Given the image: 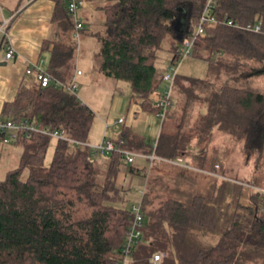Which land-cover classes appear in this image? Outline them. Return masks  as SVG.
I'll use <instances>...</instances> for the list:
<instances>
[{"label": "trees", "instance_id": "16d2710c", "mask_svg": "<svg viewBox=\"0 0 264 264\" xmlns=\"http://www.w3.org/2000/svg\"><path fill=\"white\" fill-rule=\"evenodd\" d=\"M54 1L62 37L46 40L42 50L50 53L46 72L65 86L22 84L0 119L27 120L89 142L95 112L68 88L64 71L75 58V22L68 0ZM103 2L104 30L84 26L82 32L100 43L99 70L128 82L131 101L142 111L159 109L165 74L156 64L159 50L171 53L172 64L181 58L185 38H193L191 56L208 63L204 78L178 74L156 148L130 127L116 141L157 156L144 168L130 167L145 182V226L128 264H264V219L258 214H264V194L252 195V207L242 202V184L205 172L225 176L227 140L233 147L244 140L248 150H264V94L236 80L250 61H264V0H214L209 16L215 21L205 22L203 33L197 30L208 0ZM4 137L0 132V150ZM52 139L54 156L46 165ZM13 143L23 152L19 165L0 180V264H122L134 219L116 185L125 155L96 154L38 131L29 137L21 132ZM178 157L187 166L170 161ZM159 252L163 257L155 263Z\"/></svg>", "mask_w": 264, "mask_h": 264}, {"label": "rangeland", "instance_id": "374dc122", "mask_svg": "<svg viewBox=\"0 0 264 264\" xmlns=\"http://www.w3.org/2000/svg\"><path fill=\"white\" fill-rule=\"evenodd\" d=\"M88 3V1H86ZM105 4L97 0L95 5ZM88 28L93 32H102L105 28L96 23ZM56 38V37H55ZM75 58L74 66L84 70V75L76 79L78 85L77 94L82 100L88 104L95 112V119L90 132L89 142L94 141L95 137L100 138V125L105 122L107 124L106 132L108 136H115L117 132H121L123 124H118L117 119L121 114H126L127 127L132 126L136 132H143L147 128V138L149 142H155L162 124V119L153 117L151 113H143L142 116L135 121V110L137 102L131 101V87L130 84L122 80H107V82L100 81V70L97 67V56L99 52L100 43L94 34L82 33L79 39H75ZM98 49V50H97ZM171 53L167 50H159L156 56V64L160 71H169L171 66ZM249 67L246 72L239 76L236 80L247 81L251 83L254 88H257L264 94V61L249 62ZM208 63L205 60H200L192 56L186 57L180 66V73L183 75L195 76L204 78L207 75ZM165 83L161 84L163 89ZM100 140V139H99ZM97 140V143L98 141ZM218 143H222L223 139L218 138ZM100 142V141H99ZM56 140L52 139L48 149L45 164L49 165L54 156ZM93 143V142H91ZM93 143V144H97ZM226 157L223 160V169L225 171V178L233 180L244 186L242 192V202L249 204L252 207H257V199L252 195L256 192L264 194V150L258 152L256 150H248L244 140H241L234 147L231 141L224 142ZM132 165V164H131ZM130 166V165H129ZM128 166V167H129ZM105 172H98L97 180L103 183L105 179ZM28 175L26 169L24 178ZM223 178V177H221ZM136 182H144L142 176H139ZM137 186L133 189L127 190L125 188L123 193L122 204L126 207H132L138 202ZM260 219H264V214L261 210L258 213Z\"/></svg>", "mask_w": 264, "mask_h": 264}, {"label": "crops", "instance_id": "0c3cea01", "mask_svg": "<svg viewBox=\"0 0 264 264\" xmlns=\"http://www.w3.org/2000/svg\"><path fill=\"white\" fill-rule=\"evenodd\" d=\"M86 1H88V3H86ZM100 1L103 2V0ZM95 2H97V0H85L83 6L79 11V16L81 17L85 29H87L88 32H90L88 25L97 27L95 26V24L99 23L100 26L103 27L105 23L104 11L101 8L104 4L101 3L95 5ZM55 11L56 3L54 0H0V21H9L7 26L10 41L16 48V56L8 61L3 60L5 52L4 50H0V116L4 104L8 101H12L15 98L17 91L22 84L25 83L32 86L36 83V71L34 70L33 73L28 74V68L38 66L45 71L48 69L50 53L47 51H43L42 46L46 40L61 39L62 37L58 31L56 22L54 21ZM96 56L98 60L97 67H100L102 63V56H99L98 54H96ZM64 71L66 73V79H68V81H72V79L76 80L84 75V70L79 67H75L73 60L68 63L67 67L64 68ZM78 71H82V73L79 75ZM100 73L101 82H107V80L110 79L116 80L114 78L106 76L101 71ZM142 112L146 113L141 110L140 104L137 102L134 115L135 121L142 116ZM151 114L153 115V117L161 119L160 116H158L157 112H152ZM121 117L125 118V122L122 123L124 126L121 132H117L115 136L112 137L108 136L106 132L107 124H105L104 122L103 125H100V138L95 137V142H91L97 143V140L99 139V141L101 142L105 136L115 142L120 139L123 130L125 128H128L126 125L128 116L126 114H121L117 119V123L120 124L118 120ZM129 127L131 128L132 132L138 133L147 138L146 133L149 128H147L143 132H136L134 127ZM133 151L138 153L139 155L136 157V160L132 165L127 164L125 161V163L120 166V172L118 173L116 185L121 190H125V188L127 190H130L133 189L134 186L138 185V195L140 194L141 190H144L145 182H136L138 177L141 175L132 173L130 167L137 166L140 168H144L148 165L149 159L146 157L147 154H144L136 149H134ZM22 152V147L14 143L3 142L1 144L0 180L5 179L7 172L19 165ZM183 163L186 164L184 160ZM223 178L228 179L227 177ZM141 198L142 196L140 198L138 197V201L141 200Z\"/></svg>", "mask_w": 264, "mask_h": 264}, {"label": "built area", "instance_id": "2783aa9c", "mask_svg": "<svg viewBox=\"0 0 264 264\" xmlns=\"http://www.w3.org/2000/svg\"><path fill=\"white\" fill-rule=\"evenodd\" d=\"M85 0H68V11L73 16L74 22H75V29L73 36L75 39H79L82 33V30L84 29V23L79 16V11L81 7L83 6ZM214 0H208L206 9L202 15L200 25L198 27L197 33H203L204 28L203 24L208 21H215V18L209 16V9L212 7ZM8 20L0 21V50H4L5 55L4 59L5 61H8L16 56V48L12 45L10 41V36L8 32ZM229 24H232L230 21ZM250 28V27H249ZM261 28L260 23L256 24L253 29L255 31H259ZM192 47H193V38H185L184 45L181 50V58L176 60L174 63L171 64L169 71H166L164 74V83L165 86L161 90L160 96L157 98V106L158 111L157 114L160 116L162 120L165 119L166 113L168 109L170 108L172 104V94L175 87V82L178 74L180 73V66L182 64V61L188 57L191 56L192 53ZM36 71V77L37 80L41 83L43 87H47L51 85L52 83L55 84L56 87L65 86V84L60 80L59 78L53 77L51 74L47 73L42 68L35 66L32 68L27 69V73L31 74L33 71ZM82 71H78V74L80 75ZM72 92L77 93L78 85L76 83L75 79H72L70 81V85L68 87ZM118 122L120 124L125 122V118L121 117ZM31 131H38L45 134L50 135L53 138L56 139H62L69 141L72 145H79L81 147H90L94 153L96 154H105L109 155L114 151H119L125 155V161L127 164H133L136 160V157L139 155L138 153L132 151V150H126L122 148V141L119 143V145L111 140L108 137H104L101 142L97 144H93L90 142L85 141H79L76 139H73L65 134L64 131L60 130H49L44 129L38 125H35L27 120H24L20 123H16L12 120H2L0 119V132L5 134L4 137V143H13L16 141L20 135L21 132H24L27 137L30 136ZM154 147H157V141L154 143ZM148 159L151 161L156 159L157 156L155 154L146 155ZM94 158H91L93 160ZM173 163L180 164L182 166H187V164L183 163V159L181 157H178L175 160H170ZM218 167V165H217ZM209 175H214L218 177H223L217 173L205 171ZM141 196L144 194V190L140 191ZM132 212L134 213V219L133 222L127 232V235L125 237V240L123 242L122 246V253L124 254V259L122 264H128L130 262V257L132 250L135 245L139 242V240L143 236L144 232V216L142 214V205L141 200H139L137 203L133 204L131 207ZM163 257V253L159 252L154 255L153 261L156 263L160 261Z\"/></svg>", "mask_w": 264, "mask_h": 264}, {"label": "water", "instance_id": "95a60500", "mask_svg": "<svg viewBox=\"0 0 264 264\" xmlns=\"http://www.w3.org/2000/svg\"><path fill=\"white\" fill-rule=\"evenodd\" d=\"M180 10H181V8H180Z\"/></svg>", "mask_w": 264, "mask_h": 264}]
</instances>
